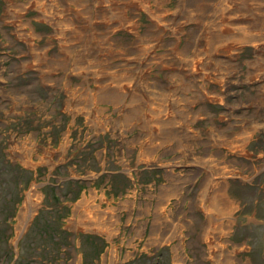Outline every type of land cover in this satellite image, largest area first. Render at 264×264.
Returning a JSON list of instances; mask_svg holds the SVG:
<instances>
[{
    "label": "rangeland",
    "instance_id": "rangeland-1",
    "mask_svg": "<svg viewBox=\"0 0 264 264\" xmlns=\"http://www.w3.org/2000/svg\"><path fill=\"white\" fill-rule=\"evenodd\" d=\"M0 158V264H264V0H0Z\"/></svg>",
    "mask_w": 264,
    "mask_h": 264
},
{
    "label": "bare ground",
    "instance_id": "bare-ground-1",
    "mask_svg": "<svg viewBox=\"0 0 264 264\" xmlns=\"http://www.w3.org/2000/svg\"><path fill=\"white\" fill-rule=\"evenodd\" d=\"M221 188V187H220ZM218 192H219V190H218ZM218 192H217V195H216V197H219V195H220V193H219V195H218ZM209 200V198H207V201H206V205L208 204V202L210 201H208ZM214 200H215V198H214ZM218 202H219V199H218ZM222 203V202H221ZM205 204H204V206H206ZM208 207H210L209 206V204H208ZM217 207H219V206H217ZM80 208H81V206H80ZM206 208V207H205ZM220 208V207H219ZM77 210H79V207L77 208ZM222 210V209H221ZM230 210V209H229ZM229 210H227L226 209V212H228ZM219 212H220V210H218ZM78 212V211H77ZM224 214V213H223ZM227 214V213H226ZM229 214V213H228ZM225 215V214H224ZM209 218H210V216H208ZM209 221H211V220H209ZM211 223V222H210ZM210 223L208 222V226H212L213 224H211L210 225ZM209 229V228H208ZM219 231V230H218ZM221 231V230H220ZM206 234V233H205ZM207 235V234H206ZM222 236H224V235H226V234H221ZM218 236H219V234H218ZM210 237V238H209ZM209 239H210V247H211V245H212V243L216 240V235L215 234H213V233H209ZM207 242V241H206ZM217 243V242H216ZM218 244V243H217ZM214 245V244H213ZM212 245V246H213ZM215 247V246H214ZM213 247V248H214ZM212 248V247H211ZM211 248H210V255L212 254V252H211ZM221 249V248H220ZM217 255H220L222 258L221 259H223V263L224 264H234V261H235V259H234V257H233V255H231L230 254V252H228L225 248L223 249V250H221V252L220 253H217L216 252V256ZM212 256V255H211ZM214 257V256H213ZM210 258H212V257H210ZM219 258V257H218ZM221 259H220V261H221ZM214 260H216L215 258H214ZM216 262V261H215ZM222 262V261H221ZM213 264H215V263H213Z\"/></svg>",
    "mask_w": 264,
    "mask_h": 264
},
{
    "label": "trees",
    "instance_id": "trees-1",
    "mask_svg": "<svg viewBox=\"0 0 264 264\" xmlns=\"http://www.w3.org/2000/svg\"><path fill=\"white\" fill-rule=\"evenodd\" d=\"M2 159L3 158H0V162H1V167H4L5 165L6 166H8L10 169H12V170H16V169H18V171L17 172H20V173H25V174H30V172L29 171H25V170H23V169H20L18 166H14V165H9L10 163L8 162V161H6V162H4V160L2 161ZM9 164H8V163ZM13 167V168H12ZM2 170H0V172H1ZM3 211H0V214H3L2 213ZM38 219H39V214H37L34 218H33V220H32V226L33 227H35V224L38 222ZM50 231H51V225L49 226V228L48 229H43V230H40V231H36V233L38 234V235H40V236H42V233L43 234H45L46 232L47 233H50ZM51 234V233H50ZM93 238V237H92ZM17 247H19V243H18V245H17ZM4 255H6V254H4ZM10 258H12V257H10ZM21 263V261H20V252L17 254V256L15 257V260L13 261V263L12 264H20Z\"/></svg>",
    "mask_w": 264,
    "mask_h": 264
}]
</instances>
